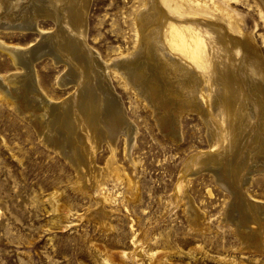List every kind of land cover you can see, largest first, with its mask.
Returning a JSON list of instances; mask_svg holds the SVG:
<instances>
[{
  "label": "rangeland",
  "instance_id": "1",
  "mask_svg": "<svg viewBox=\"0 0 264 264\" xmlns=\"http://www.w3.org/2000/svg\"><path fill=\"white\" fill-rule=\"evenodd\" d=\"M25 1L0 0L1 21L25 25L34 2L48 5V0ZM167 1L173 11L220 19L233 38L230 49L236 46L224 61L236 76V101L217 105L211 96L207 105L214 82L207 77L211 71L204 59L214 43L206 27L198 24L199 33L195 31L204 40L198 53H186L183 44L191 40L174 39L172 33L165 42L171 55L202 69L204 102L201 87H192L183 70L176 75L170 68L162 70L159 64L169 53L153 59L138 51L136 18L147 0H88L83 35L63 27L69 28L70 39L81 40L76 56L94 53L93 81L102 73L111 98L136 130L130 145L122 133L116 135L113 150L102 141L90 172L86 167L77 170L45 139L48 135L59 141L68 126L67 138L85 134L78 86L60 83L72 66L54 62L47 54L54 53L53 43L39 41V32L0 28V77L14 98L0 92V264H103V257L111 264H264V220L249 224L256 238L247 241L233 225L236 216L246 212L247 200L264 205V8L261 0ZM164 17L172 21L168 14ZM37 18L36 26L49 38L58 28L56 22ZM2 46L31 48L30 53L39 48L43 55L28 72ZM119 58L132 59L124 67L137 71L140 82L157 80L154 88L139 82L143 93L153 92V102L121 74ZM248 60L254 65L250 70L245 68ZM14 74L23 82H8ZM45 102L49 112L43 110ZM259 212L264 217V206Z\"/></svg>",
  "mask_w": 264,
  "mask_h": 264
},
{
  "label": "bare ground",
  "instance_id": "2",
  "mask_svg": "<svg viewBox=\"0 0 264 264\" xmlns=\"http://www.w3.org/2000/svg\"><path fill=\"white\" fill-rule=\"evenodd\" d=\"M77 2H78V4H77ZM8 3H10V2H8ZM261 3H262V6L264 8V0H261ZM46 4H48V5H46ZM46 4H45L46 6L44 7V4H42L40 2L39 3L34 2L33 11L31 13V15L29 16V18H27V20L25 21L26 22L25 25H21L19 23L18 24H12V23L6 24L5 22H3V20L1 21V19H0V28L3 27V29H6V30L9 28L11 30L12 29H15V30L19 29L22 31H25V30H33L34 31L35 30V31L39 32V34L41 36V40H39V41H42L44 39L45 40L49 39L51 41V43H53V47H52L53 49L52 50L54 51V53L52 52V53H47V54L52 56L54 62L56 64L59 62H64L66 65L72 66L68 70L69 72L67 71L66 75H64L61 78L60 83H61V85H64V84H67L68 82H74L76 84V86H78L76 98L79 99L78 111H79L80 115L82 116L81 117V122H82L81 124L85 130V134L80 133L78 135H75V137L67 138V134H69L70 129H71V126L70 127L68 126V127H66V132H65L66 136L62 135L63 137H59L60 138L59 141H57V139L54 136L49 137L48 135H45L46 136L45 139L48 143L53 145L55 147V149L60 151L77 170H80L81 168L86 167V169H88L90 172V170L93 168L94 151L96 148L99 147V145L102 141L105 142L111 148V150H113L116 135L119 133H122L126 137L127 144L130 145L133 142V138H134V134H135L136 130L134 127L129 125L130 123L129 124L126 123L127 120L124 118V111L122 110V107L118 103V101H115L114 99L111 98L110 88L107 87L106 85H104L102 73H100V75H99L101 79L99 78L98 81L97 80L93 81L92 71L94 72V70L92 68V65L95 62V59L93 57L94 53L93 54L88 53L87 55L85 54V56H80V57L75 55L76 52H74V50L77 47L76 45L80 44L79 42H81V40H79V39L81 37L78 38L79 42L75 39H70L67 31H69L68 29L70 28V31H75L76 33H79L80 35H83L84 30H85V20H86L84 18V16H85V11H86L87 5H88V0H48V3H46ZM5 5H7V4H5ZM145 6L146 7L144 8V10L140 11L139 14L137 15V18H136L137 26H138L137 30H139L138 31L139 32L138 33L139 34V43L138 44H140V47L137 46V47H139L138 51L144 52V54L147 57L153 58V59H155V57H154L155 54H160V53H169L170 54V53H172L170 51V48H171L170 44L165 43L166 41L171 39L170 35L172 33L174 39L180 38V39H186L187 41L191 40V42L186 44V46H185V44H183L184 48H186V53H198L199 50L201 49L202 44L204 43V40L201 37H199V35L196 34L195 31L198 32V30L200 28L199 25L200 24L203 25L204 27H206V31L211 35L210 40L214 43L213 49L212 50L210 49V51L208 52V54L206 55V57L204 59V66L208 62L207 66L210 67V71H211V72H209V70H208L207 72L210 73V76L208 74H206V76L208 75L207 77H209V78L211 77L212 81L214 82V84L212 83L213 87H211L212 84H211V86L209 85L211 88L209 87L210 89H209L208 94H207V96L209 97V99L207 100V105H209L208 103L211 101V96H212V98H214V103L217 105L227 103V102L230 103V101L232 102V100H235L234 90H237V89H234L233 87H234V84H236L234 81V77H236V76H234V73H233L234 70H233L232 66L230 64H226L224 62L225 59H228L227 52H229L228 50L230 49L228 42H230L231 40L233 41V38L231 37V35L228 36V34L225 31L226 28L219 24L220 19L209 16L208 18L210 19V21H207L201 17L193 15L192 14L193 12H191V10H184L183 12L173 11L170 8L167 0H147ZM18 8H19V6H18ZM13 11H15V10H13ZM18 13H19V11H18ZM10 14H12V13H10ZM20 14H21V11H20ZM164 14H168L170 19H172V21L168 22L167 18L164 17ZM39 15H43V16H47V17L52 18L58 26V28H56V30L50 35L49 38H48V34L47 35L42 34V31L36 26V22L38 20L37 17H39ZM5 16H7V15H3L2 18H5ZM9 16L11 17V15H9ZM21 17H22V15H21ZM173 22L174 23H181V26H183L184 28H182V29L176 28V27H179L180 24L178 26H174V25H172ZM63 25H66L69 28L67 27V29H66L63 27ZM197 27H199V28H197ZM70 36H72V34H70ZM74 38H76V37H74ZM82 40H83V38H82ZM236 41H234V42H236ZM242 44H243V42H242ZM1 45L2 44H0V46ZM81 45H82V43H81ZM231 45H233V44H231ZM78 47H79V45H78ZM235 47L236 46H233V48H231L230 50L235 49ZM2 48L6 49V51L8 52V54L10 55V57L12 58V60L15 63L21 64L23 66V68L28 72L32 69L33 63L43 55V53L40 52V50H39V48H37V46L36 47L34 46V48L32 47L33 49L37 48L35 53H30L32 50L31 48L29 50L27 49V51H21L20 49L15 48V47L13 48L11 46L10 47H7V46L3 47L2 46ZM76 49H78V48H76ZM58 51L60 53H56ZM62 51H64L65 53ZM24 52H27V53H24ZM245 53H248V52H245ZM139 57H141V56H139ZM164 57H166V56H164ZM23 58H25V60ZM163 58H161V60ZM144 60L147 61L146 59H144ZM154 61H156V60H154ZM252 61L253 60H248V62L246 63L247 67H245V68H248L250 70V67L252 66V65H250V63ZM96 63H97V61H96ZM129 63H133L132 59L130 61L129 59L119 58V60L116 61V67L120 70L121 74L124 77H126L127 80H129V82L132 85H134L135 89L139 92L140 95H142L145 99L152 101L153 92L151 94V90L147 89V91H145L146 93H143L142 89H140L141 88V86L139 87L140 78L137 76L138 75L137 71H133V70L131 71L130 69H127L126 67H124L126 64L128 65ZM132 65H134V64H132ZM159 65L162 67V70L170 68V70L172 71L173 74H175L174 72H177L179 70H183L184 74H185L184 75L185 78H187L188 81L192 82V85H191L192 87L193 86L196 87V85L201 87V89L199 88V91L201 93L202 98L205 99L206 95H205V97H203V96L206 92H204L205 90H203L204 88H203L202 84L204 81H206V79H205L204 75L202 74L203 71L200 67H192L191 64L188 61H186V59H184V58L182 59V58H179L178 56L171 55V54L166 57L164 62L161 61ZM256 67L257 66H255V68ZM139 68H140V66H139ZM206 68H208V67H206ZM260 68H262V67H260ZM94 69H96V67H94ZM195 70L198 72H196ZM148 71H150V70H148ZM98 73L99 72H97V74ZM97 74H95V76ZM145 74H146V72H145ZM171 75L172 74L170 73V76ZM175 75H172V76H174V78H176ZM6 79L8 82H15V83L16 82L22 83L24 80L16 74L8 76ZM151 79H153V78H151ZM151 79H146L145 81L147 82V84H150L154 88L156 83H157V80L154 81ZM3 80H5V78L0 77V92H2L4 95L9 97L10 99L14 100L12 93H10V90H8V91L6 90L7 85L3 84ZM165 80L167 83L173 84L171 81H169V79H165ZM145 81H141V82L145 85ZM31 82H32V77H31ZM32 84L35 85L34 82H32ZM251 88H252V86H251ZM251 88H248V90L249 89L251 90ZM12 89H14V87H12ZM168 89L174 90V88H172V85ZM241 89H242V87H241ZM36 90L37 89H35L33 87V91H36ZM30 91H32V89ZM183 91L179 92L180 96H181V93L182 94L186 93L185 90H183ZM243 91L245 92L244 89H243ZM187 92H188V90H187ZM254 93L256 94V92H254ZM165 95H167V93ZM186 95L189 97L188 94H186ZM176 96L175 97L173 96V97L177 99ZM191 96H193V95L191 94ZM258 98H257V100H258ZM183 100H184V97H183ZM203 101L205 102L206 99ZM196 103H198V102H196ZM43 104H44V106H42L43 110L46 112H49L51 109V106L49 104H47L46 102ZM207 105L204 106V107H206L205 111L209 110V109L207 110ZM64 106L65 105L62 103L61 107H64ZM199 107H200V105H199ZM240 109H239V112H240ZM220 110L221 109H219L218 111H220ZM227 110L228 109H226L225 111H227ZM239 112H237V114ZM219 113L224 114L225 112H219ZM175 115H177V114H175ZM234 115L236 116L235 113H234ZM236 117H238V116H236ZM241 117H242V115H241ZM258 117H257V119H258ZM257 119H256V121H257ZM239 121H242V120H239ZM243 122L245 123L246 121H243ZM236 123H238V121ZM258 124H259V120H258ZM43 125L45 126V128H50V130L53 129L52 126H48L47 123H44ZM241 127H243V126L241 125ZM229 129H232V128H229ZM238 129H240V128H237V130ZM259 130H261V129H259ZM256 131H258V130H256ZM230 133H231V131H230ZM174 135H175V133H174ZM208 157H206V158H208ZM191 158L192 157H190L189 159H191ZM211 158H213V157H211ZM203 160H204V157H203ZM261 166H262V164H261ZM231 170H234L233 166L231 167ZM215 172H217V170ZM82 174H84V172ZM232 175H235V174H232ZM232 175H231V177H232ZM248 177H249V175H248ZM245 182H246V180H245ZM247 183H248V181H247ZM226 184L228 185L227 181H226ZM229 184H230V182H229ZM239 192H240V190H239ZM187 206H188V208H190L189 205H187ZM190 206H193V205H190ZM263 206L264 205H260V204L254 203L253 201L247 200L246 212L243 215H239V216L234 215V216H236L237 221L234 220L233 225H235L236 230L239 233V235L242 237V239L247 241V240H252V239L256 238V236L253 233L254 229L252 228V225L250 227L249 224L254 223V222H258L260 218H262V220H264L263 216L259 217L260 216L259 211ZM192 212H194V211H192ZM230 213H232V212H230ZM241 214H242V212H241ZM229 215H228V217L232 218ZM228 217H226V218H228ZM103 264H111V263L108 261V259L103 257Z\"/></svg>",
  "mask_w": 264,
  "mask_h": 264
}]
</instances>
